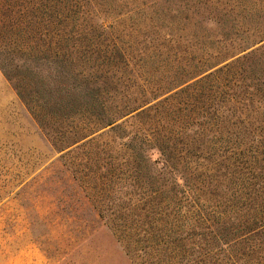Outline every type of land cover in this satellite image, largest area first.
Listing matches in <instances>:
<instances>
[{
  "label": "trees",
  "instance_id": "obj_1",
  "mask_svg": "<svg viewBox=\"0 0 264 264\" xmlns=\"http://www.w3.org/2000/svg\"><path fill=\"white\" fill-rule=\"evenodd\" d=\"M118 1L0 0L4 77L50 150L63 152L69 181L128 243L142 244L147 264H264V124L252 122L264 118V89L247 81L264 67V0L170 7L204 29L193 43L202 57L140 93L119 65L70 66L64 21ZM75 116L70 136L45 131L44 122Z\"/></svg>",
  "mask_w": 264,
  "mask_h": 264
},
{
  "label": "rangeland",
  "instance_id": "obj_2",
  "mask_svg": "<svg viewBox=\"0 0 264 264\" xmlns=\"http://www.w3.org/2000/svg\"><path fill=\"white\" fill-rule=\"evenodd\" d=\"M243 1L253 2V8L259 2ZM237 3L243 4L241 0H168L158 8L154 0H125L108 9L73 13L64 21L72 32L69 46L73 45L71 55L76 60L70 66L80 69L87 58L88 65L92 61L119 65L125 72L122 77L131 76L139 84L131 92L140 93L148 81L188 64L193 56L195 61L202 57L203 50L193 43L195 33L204 29L170 7ZM251 16L254 12L236 18L245 21ZM3 73L0 67V264H147L142 244L128 243L127 235L109 221L113 218L101 217L85 192L69 181L59 159L63 152L50 150L44 132ZM247 75L249 83H261L264 89L263 66L251 68ZM69 118L44 122L45 131L55 138L70 136L81 119ZM252 122L264 124V118Z\"/></svg>",
  "mask_w": 264,
  "mask_h": 264
}]
</instances>
